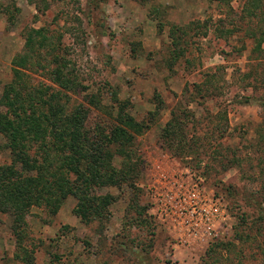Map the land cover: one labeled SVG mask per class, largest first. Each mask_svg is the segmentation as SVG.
<instances>
[{
	"label": "rangeland",
	"instance_id": "1",
	"mask_svg": "<svg viewBox=\"0 0 264 264\" xmlns=\"http://www.w3.org/2000/svg\"><path fill=\"white\" fill-rule=\"evenodd\" d=\"M32 28L43 41L30 53ZM24 53L29 86L60 90L89 130L120 113L141 129L125 128L114 170L97 167L112 176L89 190L97 209L74 211L68 195L54 212L23 208L14 227L0 207V264H202L220 240L232 244L216 264H264V0H0V94ZM56 61L69 88L50 79Z\"/></svg>",
	"mask_w": 264,
	"mask_h": 264
},
{
	"label": "trees",
	"instance_id": "2",
	"mask_svg": "<svg viewBox=\"0 0 264 264\" xmlns=\"http://www.w3.org/2000/svg\"><path fill=\"white\" fill-rule=\"evenodd\" d=\"M41 30L32 28L25 37L24 44L30 47V53L34 52L31 46L35 42L41 46L43 39L33 41L31 38ZM28 62L26 53L12 59L11 80L3 85L0 94V106L4 108L0 111V136L3 139L0 150H7L10 156L9 164L0 166V207L12 211L14 227L17 222H22L20 213H23V208L27 210L29 205L38 206L44 201L45 208L54 212L68 195L76 199L74 211H83L84 200L90 206L94 205L91 210L97 209L96 204L103 201L89 196V190L112 178L97 172V167L110 166L114 170L110 151L125 154L130 151L133 135L125 128L131 127L137 133L141 129L140 124L120 113L119 124H115L116 120L109 126L102 128L96 125L97 129L89 130L85 127L81 109H67L60 105V90L48 91V86H29L22 71L28 67ZM60 69V63L56 61L50 79L61 88H69L66 85L69 81L58 73ZM173 118L174 121L166 122L164 133L169 127L181 126L183 117L174 115ZM104 128L108 131L98 133ZM218 129L224 133L226 126ZM124 175L121 173V178ZM135 207L138 211L141 208L136 202ZM235 232L237 235L233 238L236 240L246 236ZM231 244L221 240L209 243L204 250L202 264H216L223 259V252Z\"/></svg>",
	"mask_w": 264,
	"mask_h": 264
},
{
	"label": "built area",
	"instance_id": "3",
	"mask_svg": "<svg viewBox=\"0 0 264 264\" xmlns=\"http://www.w3.org/2000/svg\"><path fill=\"white\" fill-rule=\"evenodd\" d=\"M216 200L214 199L213 205L216 204ZM186 206L189 207V212L191 214L196 213L198 215V220L202 221L203 223H211V221L216 217L217 207H212L208 205V207H197L194 204H191L189 202Z\"/></svg>",
	"mask_w": 264,
	"mask_h": 264
}]
</instances>
